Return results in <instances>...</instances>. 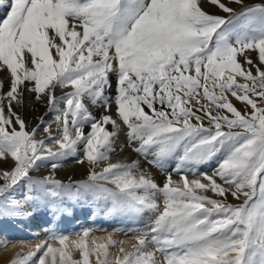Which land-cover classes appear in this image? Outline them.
<instances>
[{
	"label": "snow or ice",
	"instance_id": "obj_1",
	"mask_svg": "<svg viewBox=\"0 0 264 264\" xmlns=\"http://www.w3.org/2000/svg\"><path fill=\"white\" fill-rule=\"evenodd\" d=\"M0 9V165L11 161L0 167V218L47 207L55 219L70 214L65 201L89 197L109 215L154 217L147 231L114 229L134 242L92 228L50 229L37 243L3 236L7 264H264V0H0ZM25 91L55 114L56 134L43 116L29 129L14 110ZM122 126L162 182L138 160L110 161ZM72 157L89 165L87 179H56ZM213 161L211 175L200 171ZM42 166L53 172L31 175Z\"/></svg>",
	"mask_w": 264,
	"mask_h": 264
},
{
	"label": "bare ground",
	"instance_id": "obj_2",
	"mask_svg": "<svg viewBox=\"0 0 264 264\" xmlns=\"http://www.w3.org/2000/svg\"><path fill=\"white\" fill-rule=\"evenodd\" d=\"M4 11H5L4 9H0V16L3 15ZM0 75H6V73ZM32 97L33 94L29 92L25 95L24 102L26 104H24V106L27 108L25 110V114L30 118L32 123L33 122L35 123L37 122L38 120L37 116L40 115V113H35L32 110L30 111L29 106H31L33 103ZM86 102L89 104L90 110L95 109V107L91 105V102L89 101ZM101 109L103 110L102 113H104V108L101 107ZM114 113H115V105L113 104L112 114ZM115 148L118 151L121 150L122 148L119 139L115 141ZM120 152L112 155L110 159L116 162L119 161L122 163H128L134 157V153L129 147L123 149L121 153ZM85 167L86 164H78V163L70 162L64 165L63 167L59 168L58 173L66 174V175H71L74 172L83 173ZM43 172H46V170L39 171V174L42 175ZM174 179H179V177L175 176ZM27 210L29 211L31 210V205L27 206ZM70 210H71L70 214L66 213L55 219L53 217L52 211H50V209L47 207L43 208V210L36 212L32 216L25 219L0 218V237L6 236L13 242L23 240L31 243H37L47 238L50 229H55L57 232H61V233L70 232L72 228L76 226L77 224L76 220L79 218L82 219V225L83 226L86 225V227L88 225L95 223H99L101 225H107L110 222L114 221L115 227L126 230V227L131 226L132 223L137 224L136 220H134L129 216H124V215H116L108 220V217H106L107 213L105 210H101L100 213L98 212L95 215L90 216L89 206L86 204V202L84 203V205L78 207L75 206ZM143 218L147 219L146 221H150L151 216L145 215ZM108 233L109 232L93 233V234L97 237H106ZM112 235L114 239H122L125 241L134 242L133 238L127 236L119 237L115 233H112ZM113 251H115V249H113ZM12 255L13 252L11 250H5L3 248H0V264H7L8 260L11 258Z\"/></svg>",
	"mask_w": 264,
	"mask_h": 264
},
{
	"label": "rangeland",
	"instance_id": "obj_3",
	"mask_svg": "<svg viewBox=\"0 0 264 264\" xmlns=\"http://www.w3.org/2000/svg\"><path fill=\"white\" fill-rule=\"evenodd\" d=\"M233 6H235V5H233ZM206 9L208 10V11H210V12H216L217 10L215 9V8H211V7H208V6H206ZM222 14V13H221ZM253 58H255V53H253ZM5 90H7V83H5ZM67 90H70V89H66L65 91H67ZM28 92L27 91H25V93H24V97H25V95L27 94ZM33 94V103H32V105L31 106H29V109H30V111L32 110L33 112H35V113H40V115H38L37 117V122H31V120H30V118L25 114V110L27 109L25 106H24V104H26L25 102H24V104H23V106H14V110L18 113V114H20L22 117H23V119L26 121V123H27V126H28V128L29 129H31V128H33V127H35L38 123H39V118L41 117V116H44V120L46 121V122H48V123H52V132H53V134H56L57 132H58V130H57V128H56V125H55V123L53 122L54 121V113H51V112H49L48 111V109H47V107H46V104L44 103V102H41V101H37L36 99H35V94L34 93H32ZM61 93H60V91L58 90L57 91V95H60ZM114 94V93H113ZM230 99H232V102H233V104L238 108V109H241V110H243V104L241 103V102H239V101H236L234 98H231L230 97ZM25 100V99H24ZM19 107V108H18ZM93 110V109H92ZM91 110V111H92ZM146 111H147V109H145ZM102 109H101V107H95V109L92 111L93 112V114L94 115H96L97 117H99V115L102 113ZM205 123H206V121H205ZM109 127V130H111V126L109 125L108 126ZM89 129L86 127L85 128V131H88ZM126 131H127V129L126 128H124L123 126H122V131H121V133H120V135H119V137L117 138V139H119L120 140V143H121V145H122V148H121V150H116V148H115V144H114V148H115V152L112 154V155H114L115 153H118V152H122V150L123 149H126L127 147H129V148H131V150H132V152L134 153V157L132 158V160H138L139 161V163H140V169L141 170H145V171H148V172H151L152 174H153V176L158 180V181H160V182H162L163 180L162 179H164V177H163V175L159 172V170L157 169V168H155L153 165H151V164H149L148 163V160H146V159H144L142 156H140L138 153H136V152H134L133 151V148L136 146L135 144H129V142L127 141V138H126V135H125V133H126ZM45 135V133L41 130V132H40V135H39V137L38 138H41V137H43ZM116 139V140H117ZM120 152V153H121ZM80 155H82V152L80 153ZM111 155V156H112ZM76 157H72V158H68V159H66L63 163H62V166L61 167H63L64 165H66L67 163H70V162H73V163H77L76 162ZM131 160V161H132ZM110 161L111 162H113V163H115L116 161H113L112 159H110ZM131 161H129V162H131ZM128 162V163H129ZM86 164V167L84 168L85 170H84V172L83 173H76V172H74V173H72L71 175H66V174H59L58 173V169L59 168H61V167H59V168H57L56 170H55V172H54V176H55V178L56 179H60V180H62L63 182H65V183H68V182H70V180L71 181H78V180H84V179H87V175H88V170H89V165L87 164V163H85ZM104 166V164H101L100 165V167H103ZM0 167H5V168H7V167H11V161H9L7 164H3V165H0ZM215 167H216V161H213L211 164H209V165H206V166H203V167H201V169H200V171L201 172H206V173H208L209 175H211L212 174V172H213V170L215 169ZM41 170H46V172H43V174L41 175V174H39V171H41ZM100 169L99 168H97V171H99ZM53 172V170L51 169V167L50 166H42L39 170H37V171H34V172H32L31 173V175H33V176H35V177H42V176H45V175H48L49 173H52ZM176 175L175 174H173V178L175 177ZM193 178H199V177H193L191 174H189V179H193ZM218 182H219V180H218ZM27 187L26 186H24V185H21L16 191H15V193H14V196H15V198L16 199H21L26 193H27ZM209 195H212L211 193H208ZM228 199H229V202H235L234 200H233V198L232 197H228ZM86 202V204L89 206V214H90V216H92V215H95L96 213H100L101 212V210H104V205H103V203L101 202L100 204H99V206H97V204L96 203H94L93 202V200L91 199V197H89V198H86V199H80V200H78V201H65V206L66 207H68L69 209H71V208H73V207H78V206H82V205H84V203ZM79 204V205H78ZM32 207V206H31ZM114 216H116V215H109V214H107L106 215V217H108V220L109 219H111L112 217H114ZM146 218V217H145ZM154 217H151V219H153ZM150 219V220H151ZM147 219H144L143 218V220L142 221H139V222H137V224L136 223H132L131 224V226H128V227H126V230L127 229H129V228H132V229H137V228H139V229H141V230H143V231H147L148 230V225H149V222L150 221H146ZM76 226L74 227V228H72V230L70 231V232H66V233H64V234H67V235H72V234H74V233H77V232H79V231H81L82 229H86V228H92V229H97L94 233H102V232H111V233H115V234H117L119 237H123V236H127V237H130V238H133V235H132V233H128V235H124V233L123 232H118V231H114V229H120V228H117V227H115V223H114V221H112V222H110L109 224H107V225H101V224H99V223H95V224H91V225H88L87 227H86V225L85 226H83L82 225V219L81 218H79V219H77L76 220ZM111 224V225H110ZM48 237V236H47Z\"/></svg>",
	"mask_w": 264,
	"mask_h": 264
}]
</instances>
